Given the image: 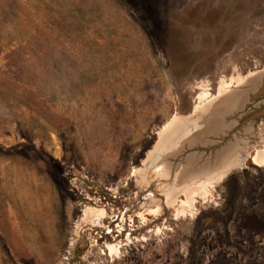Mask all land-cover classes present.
Listing matches in <instances>:
<instances>
[{
    "label": "rangeland",
    "instance_id": "374dc122",
    "mask_svg": "<svg viewBox=\"0 0 264 264\" xmlns=\"http://www.w3.org/2000/svg\"><path fill=\"white\" fill-rule=\"evenodd\" d=\"M0 264H264V0H0Z\"/></svg>",
    "mask_w": 264,
    "mask_h": 264
}]
</instances>
